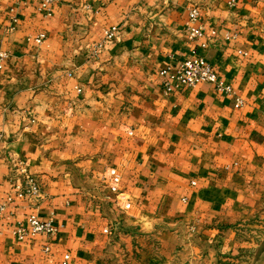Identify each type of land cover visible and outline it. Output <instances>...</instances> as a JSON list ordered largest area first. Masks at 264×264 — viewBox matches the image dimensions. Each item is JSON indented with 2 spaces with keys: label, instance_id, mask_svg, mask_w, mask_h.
Returning a JSON list of instances; mask_svg holds the SVG:
<instances>
[{
  "label": "crops",
  "instance_id": "0c3cea01",
  "mask_svg": "<svg viewBox=\"0 0 264 264\" xmlns=\"http://www.w3.org/2000/svg\"><path fill=\"white\" fill-rule=\"evenodd\" d=\"M42 2L0 0V264H264V0ZM196 56L242 107L166 92ZM16 160L37 196L16 197ZM29 215L58 235L18 241Z\"/></svg>",
  "mask_w": 264,
  "mask_h": 264
},
{
  "label": "built area",
  "instance_id": "2783aa9c",
  "mask_svg": "<svg viewBox=\"0 0 264 264\" xmlns=\"http://www.w3.org/2000/svg\"><path fill=\"white\" fill-rule=\"evenodd\" d=\"M55 0H43L41 14L49 15L51 13L50 6ZM198 18V11L196 9L190 12V20L195 21ZM113 28L111 31L106 33L107 38H112L114 32ZM190 35L196 39L202 35L201 28L191 29ZM45 39L44 35H40L35 39V42L41 44ZM8 59V55L0 52V69L3 68L4 63ZM162 75L167 78L165 82L166 92H170L174 83H179L188 88H194L200 84H210L214 87L218 94L233 96L234 107L239 109L243 105V101L235 97L234 91L231 85L225 83L220 76L217 74L215 69L202 57L196 56L189 58L179 64L175 69H167L162 72ZM194 185V183H192ZM40 193L39 183L31 176H25L24 185L15 186L16 197L22 199L24 197L37 196ZM12 197H8L6 201L0 199V235H1V221L4 211L7 205L12 202ZM59 228L55 225L52 219L40 220L36 215H29L23 222L17 224L14 234L18 241H31L39 235H45L51 239L58 235ZM48 251V248H45ZM70 261V255L66 254L63 257L62 264H68Z\"/></svg>",
  "mask_w": 264,
  "mask_h": 264
},
{
  "label": "rangeland",
  "instance_id": "374dc122",
  "mask_svg": "<svg viewBox=\"0 0 264 264\" xmlns=\"http://www.w3.org/2000/svg\"><path fill=\"white\" fill-rule=\"evenodd\" d=\"M11 174H12L11 177L12 178H15V182H17V184L15 186H17V185H24L25 176L26 175L31 176L28 173L27 169H26L25 163L23 161H21V160H16L13 163V170H12ZM31 177L35 178L37 180V182L39 183V180L36 177H34V176H31ZM15 186H14V189H15ZM39 189H40V183H39ZM260 209H263V208H261V206H260V208L258 210H260ZM244 237H247V235H244ZM256 238H257L256 241H258L259 243H262L263 242L262 241L263 240V236H261L260 234H257L256 235Z\"/></svg>",
  "mask_w": 264,
  "mask_h": 264
}]
</instances>
